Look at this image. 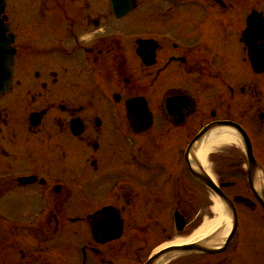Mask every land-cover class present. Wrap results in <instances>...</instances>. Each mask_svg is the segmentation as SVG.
<instances>
[{"label":"flooded vegetation","instance_id":"flooded-vegetation-1","mask_svg":"<svg viewBox=\"0 0 264 264\" xmlns=\"http://www.w3.org/2000/svg\"><path fill=\"white\" fill-rule=\"evenodd\" d=\"M130 2L118 19L112 0H6L15 53L0 97V264H145L178 240L183 187L185 218L215 219L185 161L211 125L247 133L263 180L250 181L243 148L232 179L209 158L236 231L205 245L215 253L155 264H264V24H248L253 12L264 18V0ZM134 99L153 115L142 134L127 118ZM204 194L210 205L195 208ZM108 207L115 216L96 224L95 240L88 220ZM118 219L120 238L106 241Z\"/></svg>","mask_w":264,"mask_h":264},{"label":"bare ground","instance_id":"bare-ground-1","mask_svg":"<svg viewBox=\"0 0 264 264\" xmlns=\"http://www.w3.org/2000/svg\"><path fill=\"white\" fill-rule=\"evenodd\" d=\"M240 142L239 137L236 135L234 131L228 128H223L216 130L208 135V137L199 145V149L196 152L197 158L201 161L203 166L208 167L207 158L208 155L215 151V149L220 148L221 146H229ZM209 173V171H208ZM215 212L217 214V220L213 222H206V224L197 230L194 234L190 235L187 238L179 239L174 243L168 244L162 248L168 246H180L192 244L193 242L201 241L205 239L207 236L214 233L218 230L222 225L225 224L226 228L210 243V245H220L222 244L228 236V233L231 229V221L227 219L223 213L225 212L224 206L216 200L215 204ZM171 258V257H170ZM170 258H163L159 262H167ZM175 258V257H173Z\"/></svg>","mask_w":264,"mask_h":264},{"label":"rangeland","instance_id":"rangeland-1","mask_svg":"<svg viewBox=\"0 0 264 264\" xmlns=\"http://www.w3.org/2000/svg\"><path fill=\"white\" fill-rule=\"evenodd\" d=\"M138 24H143V22L141 20V16H139V23ZM142 142L144 143V139L142 140ZM153 143L155 144L154 140L151 143V145H149L148 147L150 148V147H156L157 146L156 144H155L156 146H154ZM241 149H242V144L240 142L236 143V144H233V145L231 144L229 146L223 145L220 148L215 149V151L213 152V154L210 157V159L214 162L215 167L216 166L219 167V169L224 172L223 174L225 175V177H226V175H229L228 179H232L234 177H232L231 172L228 171L227 168L232 166L233 163L240 164L239 161L241 159V156H240ZM223 155H226V157L223 156ZM223 159L227 160L228 162H225V163L222 162ZM209 167L211 168L210 164H209ZM200 203H201L200 206L202 207V209L205 208V207H208L210 205L206 195L203 198H201V202ZM202 221H203V215L202 216L199 215L194 221L190 222V227L181 234L182 237L185 236V235H190V233L192 231L191 228H194V226H197L198 224H201ZM160 235L163 236V234H161V233L159 234V236ZM173 235H175L174 230H173ZM161 238L162 237H159L158 239H156L155 242H157V243H155L154 245H157L158 243H160L164 239V236H163L162 239Z\"/></svg>","mask_w":264,"mask_h":264},{"label":"water","instance_id":"water-1","mask_svg":"<svg viewBox=\"0 0 264 264\" xmlns=\"http://www.w3.org/2000/svg\"><path fill=\"white\" fill-rule=\"evenodd\" d=\"M13 52L10 51V47L8 45V42H6L5 44L4 43H0V94L2 93V87H3V82H4V76L6 75V78L8 79L9 75L8 72H9V69L10 67H12V63H13V59H12V54ZM205 133H202L198 139ZM253 159V156L252 154H250L249 152V165H250V168H251V171H253L254 169V160ZM197 178L202 181L203 183H205L207 186L211 187L212 184H211V181L204 175H196ZM109 210L110 209H107L105 211H103L102 215L104 214H107L109 213ZM183 219L180 217L177 219V223H178V227L181 229L184 227V224L183 223ZM194 246H186V247H180V248H176V249H173L175 251H178V252H185V251H191V250H194Z\"/></svg>","mask_w":264,"mask_h":264}]
</instances>
